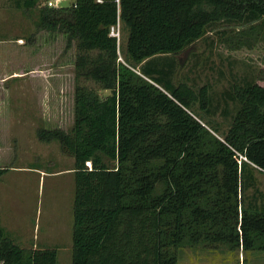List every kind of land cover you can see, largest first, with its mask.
Segmentation results:
<instances>
[{"label":"trees","instance_id":"16d2710c","mask_svg":"<svg viewBox=\"0 0 264 264\" xmlns=\"http://www.w3.org/2000/svg\"><path fill=\"white\" fill-rule=\"evenodd\" d=\"M14 2L37 9L35 32L64 35L75 52L73 124L36 131L74 162L71 264H178V251L199 242L264 249V210L241 201L254 170L264 174V69L232 86L238 108L219 135L201 116L206 85L195 89L158 62L217 23L238 32L227 34L231 50H252L264 40V0ZM118 25L127 31L123 55L111 35ZM56 256L19 248L0 227V264H56Z\"/></svg>","mask_w":264,"mask_h":264},{"label":"rangeland","instance_id":"374dc122","mask_svg":"<svg viewBox=\"0 0 264 264\" xmlns=\"http://www.w3.org/2000/svg\"><path fill=\"white\" fill-rule=\"evenodd\" d=\"M37 17L36 8L26 13L16 8L14 0H0V27L5 28L0 39H5L8 52L7 70L0 71V106L7 116L0 117V168H9L0 180V227L19 248L54 249L56 264H71L74 162L58 143L39 142L36 131H68L73 124L75 52L65 48L66 36L35 32ZM232 29L224 23L211 24L203 38L158 61L171 64L177 80L195 89L206 85L209 105L201 116L212 121L219 135L227 131L238 108L228 98L232 86L255 81L258 70L264 69V40L252 50L233 51L227 34L238 32ZM260 33L263 37L264 30ZM111 35L123 55L127 31L118 25ZM20 36L28 48L23 56L13 48ZM20 71L25 74L21 82L4 81L6 73ZM30 71L32 77L27 75ZM248 183L241 195L243 207L264 210V174L254 170ZM178 264H264V249L185 244L178 251Z\"/></svg>","mask_w":264,"mask_h":264},{"label":"crops","instance_id":"0c3cea01","mask_svg":"<svg viewBox=\"0 0 264 264\" xmlns=\"http://www.w3.org/2000/svg\"><path fill=\"white\" fill-rule=\"evenodd\" d=\"M5 28H3L1 30V27H0V34L2 33H5ZM4 38V37H3ZM16 38V41H17V44H15V46L13 47L15 49L16 52H19V56H23V55H26L27 52H28V48L26 47H23V43H22V37H15ZM5 39H0V71H3V72H6L7 70V67H6V62H4V60L6 59V55L8 54L7 50H6V45L7 43H5L4 41ZM9 46V45H8ZM12 48H10L11 50ZM30 50H32V47L30 48ZM10 56V55H9ZM24 72L23 71H20L19 74L15 73L14 75H9L8 73L5 74V76L3 78H5L6 80H4L5 82L7 81V79H15V81H18V82H21V79H23V76H24ZM27 75L29 77H32L33 75V71H30L29 73H27ZM0 103L3 104V100L0 101ZM0 104V105H2ZM5 114V115H4ZM1 115L3 116L1 119H3L4 117H7L6 116V112L3 113L2 111V106H0V117ZM43 129H46V128H43ZM47 130V129H46Z\"/></svg>","mask_w":264,"mask_h":264},{"label":"built area","instance_id":"2783aa9c","mask_svg":"<svg viewBox=\"0 0 264 264\" xmlns=\"http://www.w3.org/2000/svg\"><path fill=\"white\" fill-rule=\"evenodd\" d=\"M39 2H41L44 6H47L49 8H57L60 6H65V4L67 2H70V4H72L74 2V0H38ZM89 166V163L87 164Z\"/></svg>","mask_w":264,"mask_h":264}]
</instances>
